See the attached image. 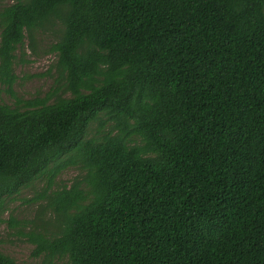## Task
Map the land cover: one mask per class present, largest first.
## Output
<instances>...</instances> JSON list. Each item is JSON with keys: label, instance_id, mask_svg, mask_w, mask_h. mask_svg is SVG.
<instances>
[{"label": "trees", "instance_id": "1", "mask_svg": "<svg viewBox=\"0 0 264 264\" xmlns=\"http://www.w3.org/2000/svg\"><path fill=\"white\" fill-rule=\"evenodd\" d=\"M43 29L56 87L18 97ZM0 83V209L46 180L42 264H264V0H15Z\"/></svg>", "mask_w": 264, "mask_h": 264}, {"label": "rangeland", "instance_id": "2", "mask_svg": "<svg viewBox=\"0 0 264 264\" xmlns=\"http://www.w3.org/2000/svg\"><path fill=\"white\" fill-rule=\"evenodd\" d=\"M13 1L0 0V8ZM54 40L52 30L43 29L37 33L34 42L26 38L24 45L16 51L13 89L18 97H45L54 92L57 79V56L51 51ZM7 88L0 83V100L13 103L15 97ZM78 173L77 168H66L55 177L54 183L56 186L70 185ZM45 185V179L31 183L8 197L0 209V250L12 256L17 264H42V257L34 254L36 244L27 233L32 230L37 232V226L42 223L40 217H43L41 205L45 203ZM11 219L18 221V224L12 226Z\"/></svg>", "mask_w": 264, "mask_h": 264}]
</instances>
